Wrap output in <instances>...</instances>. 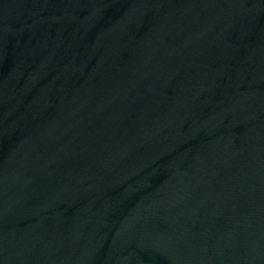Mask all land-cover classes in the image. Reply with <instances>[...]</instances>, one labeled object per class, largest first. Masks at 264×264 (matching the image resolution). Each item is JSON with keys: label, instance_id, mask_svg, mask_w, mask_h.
Instances as JSON below:
<instances>
[{"label": "water", "instance_id": "1", "mask_svg": "<svg viewBox=\"0 0 264 264\" xmlns=\"http://www.w3.org/2000/svg\"><path fill=\"white\" fill-rule=\"evenodd\" d=\"M0 264H264V0H0Z\"/></svg>", "mask_w": 264, "mask_h": 264}]
</instances>
